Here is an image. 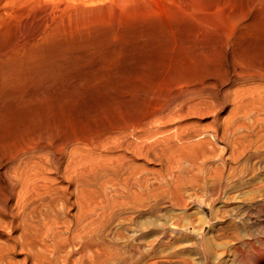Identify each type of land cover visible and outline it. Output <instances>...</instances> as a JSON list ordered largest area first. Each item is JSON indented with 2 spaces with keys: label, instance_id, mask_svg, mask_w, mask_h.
Returning a JSON list of instances; mask_svg holds the SVG:
<instances>
[{
  "label": "rangeland",
  "instance_id": "rangeland-1",
  "mask_svg": "<svg viewBox=\"0 0 264 264\" xmlns=\"http://www.w3.org/2000/svg\"><path fill=\"white\" fill-rule=\"evenodd\" d=\"M82 1V29L72 26L62 43L70 50L44 52L41 64L20 73L32 89L54 77L65 87L52 92L54 114L44 121L62 130L52 131L65 141L64 154L6 160L3 147L21 127L37 135L45 123L24 124L13 119L14 107L2 108L0 264H200L201 246L212 264L226 256L230 264L240 244L230 237L234 227L262 236L254 222L264 218L255 208L264 202V7L253 0ZM222 2L229 20L239 21L197 27ZM217 26L234 38L225 42ZM201 33L210 34L207 58L190 61L185 51ZM9 44L13 37L2 44L6 57L32 42Z\"/></svg>",
  "mask_w": 264,
  "mask_h": 264
},
{
  "label": "bare ground",
  "instance_id": "bare-ground-1",
  "mask_svg": "<svg viewBox=\"0 0 264 264\" xmlns=\"http://www.w3.org/2000/svg\"><path fill=\"white\" fill-rule=\"evenodd\" d=\"M81 1L82 0H0V151L2 152V133H3V129L4 128V125L5 123H8L7 120L6 122H4L2 124V120H5V115H2V114H5V111L4 113H2V108H5L6 105L8 107H6L7 109L11 107H14L15 110H14V114L12 115L13 116V119L15 120H25L24 121V124L27 120V124L30 123L28 122L32 120V123L33 122H36V126L43 123L45 120H50L49 117H51L50 115H52V112L54 114V111L51 112V114H48L50 113V107H51V102H55L57 103L55 100L52 101V99L50 100L51 97H53L51 94L52 92H57V91H61L63 92V89L65 91V87H61L63 85L60 86V88L53 82L55 80V77H54V80L52 81H49L46 82V81H43V82H39L37 85H34L36 83H32V86H34L35 88H31L30 84L28 83L27 85V82H23L22 78H21V75L20 73H23L25 70L22 68L26 67H33L36 62H39V58L42 59V53L44 52H50L52 50L56 51L57 49L59 51H62L64 50L65 48L67 49L66 52L68 50H70L69 48L65 47L64 49H62L64 47V43L65 41H67V38H68V32L71 31V28L72 26H79V23H83L82 20L78 17L82 14H80V8L82 7V4H81ZM126 1V0H125ZM131 1V0H129ZM135 1V0H134ZM153 1V0H152ZM90 2V1H89ZM93 2V1H92ZM114 2H116L114 0ZM139 2V1H138ZM83 3V1H82ZM85 3V2H84ZM127 3V2H125ZM133 3V2H132ZM142 3V1H141ZM218 3V2H217ZM99 4V3H98ZM216 4V3H215ZM222 4V5H220ZM226 2H222V3H219L217 4V8H216V11L214 12V15H213V10L212 9H215V8H212V13L209 12L208 15L212 14L211 19L208 18V20L205 18L203 21L204 22H201L202 20H199L198 21V24H197V27H202L205 28V27H209L210 24L212 25H216L218 22H221L220 19L223 17L227 20H229L230 18V15H227L225 12L227 11L228 12V9L226 10ZM252 4L255 5V4H259L261 5L262 7H264V0H253L252 1ZM128 4H126L124 6V8H126ZM141 6H143L141 4ZM184 7V6H183ZM214 7V6H213ZM259 7V6H258ZM128 9L130 7H127ZM126 8V10H128ZM235 8V7H234ZM237 9V8H236ZM260 10V9H259ZM98 11V10H97ZM124 11V10H123ZM264 11V10H262ZM184 13V12H183ZM80 14V15H79ZM84 14V17L85 16V13ZM94 14V13H93ZM92 14V16H93ZM229 14V12H228ZM245 14V13H244ZM183 15V14H182ZM188 15V14H187ZM260 15V14H259ZM83 16V15H82ZM95 16V14H94ZM180 16V15H179ZM178 16V18H180ZM205 16V15H204ZM96 17V16H95ZM183 17V16H182ZM187 17V16H186ZM210 17V16H208ZM256 17V16H255ZM88 18V17H87ZM190 18V16H189ZM193 18V16H192ZM257 18V17H256ZM93 19V18H92ZM91 19V21H92ZM200 19V18H199ZM202 19V18H201ZM85 20V19H84ZM89 20V19H88ZM87 20V21H88ZM191 20V19H190ZM189 20V21H190ZM231 20H234V22H237L239 21V17H232ZM231 20H229L230 22L227 23L226 21L224 22L226 25L227 24H230L231 23ZM237 20V21H236ZM86 21V22H87ZM89 21V22H91ZM97 20H95L96 22ZM178 21V20H177ZM224 21V20H223ZM94 22V21H92ZM91 22V23H92ZM98 22V21H97ZM103 22V21H102ZM106 22V21H105ZM179 22V21H178ZM186 22V21H185ZM191 22V21H190ZM247 22V21H246ZM206 23H209V25L207 24V26H205ZM240 23V22H239ZM250 23V22H249ZM262 23V22H261ZM94 24V23H93ZM117 24V23H116ZM219 24H222L219 23ZM219 24H217L219 26ZM247 24V23H246ZM89 25V24H88ZM88 25H86L87 28ZM105 25V24H104ZM223 25V24H222ZM231 25V24H230ZM229 25V26H230ZM243 25V24H242ZM77 26V28H74V29H82V27L79 29ZM205 26V27H204ZM217 26V27H218ZM225 26V25H224ZM228 26V25H227ZM228 26V27H229ZM98 27V25L96 26ZM212 27V26H211ZM216 27V26H215ZM222 27V26H220ZM227 27V28H228ZM261 27V26H260ZM85 28V26H84ZM224 29V27H222ZM222 28H219L218 29H222ZM226 28V27H225ZM91 29V28H89ZM93 29V28H92ZM96 29V28H95ZM93 29V30H95ZM202 29V28H200ZM210 29V28H209ZM229 29V28H228ZM226 29V30H228ZM230 29H234V28H230ZM229 29V30H230ZM203 30V29H202ZM213 30V29H212ZM215 30V29H214ZM225 30V29H224ZM223 30V31H224ZM198 31V30H196ZM210 31V30H209ZM232 31V30H231ZM74 32H76L74 30ZM84 32V31H83ZM97 32V31H96ZM183 32V30H182ZM200 33V30L198 31ZM216 31H214L215 33ZM219 32V31H217ZM222 32V30H221ZM233 32V31H232ZM235 32V31H234ZM73 33V32H72ZM91 33V32H90ZM211 33V32H210ZM224 32H222V35H223ZM231 33V32H230ZM259 33V32H258ZM82 34V32H81ZM93 34V33H92ZM197 34V33H196ZM207 33H205L204 35L206 36ZM94 35V34H93ZM101 35V34H100ZM204 35H202V33L199 35H197L195 38V40H193L194 44H193V47L192 49H190L191 52H189L188 50L185 51L186 54H188V57L187 58H190V61H197V62H200L201 59H206L207 58V55H204L203 51L205 52V49L204 47H206L205 45V42L206 40L204 39ZM210 34H208L207 36H209ZM221 35V36H222ZM14 38L15 40V45H11L13 47H20L19 44L28 40V39H31V42L32 44L29 45V47H26L27 49L24 50L23 52H20V53H17L15 55H9L8 57L2 55V44H6V42H8V40L12 37ZM73 36V35H71ZM75 36V35H74ZM73 36V37H74ZM84 36V35H83ZM199 36V37H198ZM207 36L205 38H207ZM235 35L233 34H228V35H223L222 37H224V41H225V37L227 38H234ZM260 36V35H259ZM76 37V36H75ZM88 37L89 34H88ZM87 37V38H88ZM77 38V37H76ZM84 38V37H83ZM172 38V37H171ZM85 39V38H84ZM239 39V38H238ZM72 40V39H71ZM80 40V39H78ZM88 40V39H87ZM86 40V41H87ZM178 40V39H177ZM182 40V39H180ZM256 40V39H255ZM258 40V38H257ZM74 41V40H73ZM72 41V42H73ZM77 41V40H76ZM90 41V40H89ZM183 41V40H182ZM185 41V40H184ZM208 41V40H207ZM228 41V40H227ZM64 42V43H63ZM226 42V41H225ZM27 43H30L27 42ZM26 43V45H27ZM63 43V44H62ZM77 43V42H76ZM189 43V41L187 42ZM187 43H185V47L188 45ZM192 43V42H191ZM207 43V42H206ZM250 43V41H249ZM255 43V41H254ZM62 44V45H61ZM72 46L75 45V42L74 44L71 43ZM180 43H178L179 45ZM184 44V43H183ZM181 45V44H180ZM258 45V44H257ZM256 45V46H257ZM28 46V45H27ZM71 46V47H72ZM80 48H81V45H79ZM253 46V45H251ZM78 47V46H76ZM180 47V46H179ZM184 47V46H183ZM188 47V46H187ZM208 47V45H207ZM57 48V49H56ZM79 48V49H80ZM84 48V47H83ZM82 48V49H83ZM255 48V47H254ZM8 48L6 47L5 50H7ZM17 49V48H16ZM24 49V48H23ZM243 49V48H242ZM4 50V51H5ZM78 51V49H76ZM81 50V49H80ZM79 50V51H80ZM250 50V49H249ZM8 51V50H7ZM13 51V50H12ZM11 51V52H12ZM15 51V50H14ZM18 51H21V50H18ZM10 52V51H9ZM8 52V53H9ZM65 52V53H66ZM71 52V51H70ZM69 52V53H70ZM53 53V51H52ZM55 53V52H54ZM57 53V52H56ZM59 53V52H58ZM10 54V53H9ZM12 54V53H11ZM205 54H207V52H205ZM240 54V53H239ZM238 54V55H239ZM46 55V54H45ZM63 55V53L61 54ZM60 53H59V56L61 57ZM237 55V56H238ZM241 55V54H240ZM41 56V57H40ZM52 56V54H51ZM56 57V59L58 58L56 56V54L54 55ZM69 56V54L67 55ZM66 56V57H67ZM187 56V55H185ZM44 57V56H43ZM47 57V56H46ZM45 57V58H46ZM50 57V56H49ZM63 57L65 58L66 60V57H65V54L63 55ZM52 58V57H51ZM62 58V59H64ZM245 58V57H243ZM55 59V60H56ZM59 59V58H58ZM186 59V58H185ZM43 60V59H42ZM245 60V59H244ZM47 61V60H46ZM49 61V60H48ZM51 61V60H50ZM53 61V60H52ZM63 60L60 61V64ZM186 61V60H185ZM54 62V61H53ZM57 62V61H56ZM65 62V61H64ZM63 62V63H64ZM40 63V62H39ZM55 63V62H54ZM59 63V62H58ZM256 63V62H255ZM41 64V63H40ZM39 64V65H40ZM49 64V62H48ZM52 64V63H51ZM57 64V63H56ZM55 64V66H56ZM60 64L58 65L59 68H60ZM47 63L45 64L44 67H46ZM63 65V64H62ZM61 65V66H62ZM189 65V64H188ZM24 66V67H23ZM42 68H43V65H41ZM40 66V67H41ZM54 66V65H53ZM31 67V70L33 71ZM37 67H38V64H37ZM36 67V68H37ZM39 67V68H40ZM49 67V66H48ZM192 67V66H191ZM34 68V67H33ZM47 68V67H46ZM52 68H55V67H52ZM57 68V67H56ZM55 68V69H56ZM262 68V67H261ZM44 69V68H43ZM42 69V70H43ZM58 69V68H57ZM182 69V68H181ZM256 69V68H255ZM35 70V69H34ZM47 72H48V69H46ZM50 70V69H49ZM53 70V69H52ZM51 70V71H52ZM162 70V69H161ZM186 70V69H185ZM41 71V70H40ZM27 72V71H26ZM31 72V71H29ZM50 72V71H49ZM186 72V71H185ZM39 73V72H38ZM42 73V72H41ZM39 73V74H41ZM44 73V72H43ZM51 73V72H50ZM55 73H59L58 71L57 72H54L53 71V74ZM39 74H34L35 75H39ZM48 77H50L51 74L47 73ZM59 75V74H58ZM60 75H61V72H60ZM23 76V75H22ZM26 76V75H24ZM33 76V75H32ZM33 76V78H35ZM40 76V75H39ZM171 76V75H170ZM38 77V76H37ZM41 77V76H40ZM45 77H46V74H45ZM25 78V77H24ZM23 78V79H24ZM26 80H31L30 79V76L27 77ZM43 78V75L42 77ZM47 78V77H46ZM45 78V79H46ZM51 78V77H50ZM58 79V78H57ZM61 78L59 77V79L57 80V84L60 82ZM63 79V78H62ZM34 81V79H33ZM40 81V80H38ZM37 81V82H38ZM67 82V80H65ZM32 82V81H31ZM36 82V81H35ZM64 82V81H63ZM64 82V83H66ZM61 83V82H60ZM74 83V82H73ZM62 84V83H61ZM30 85V86H29ZM69 85V83H68ZM71 86V85H69ZM76 86H74L75 88ZM32 89L30 92H29V89ZM71 89V88H69ZM68 90V89H67ZM154 90V89H153ZM70 91V90H69ZM55 92V93H56ZM159 93V92H158ZM54 94V93H53ZM59 94V93H56V95ZM55 95V96H56ZM60 95V94H59ZM58 95V96H59ZM57 96V97H58ZM60 97V96H59ZM76 98V97H75ZM54 99V98H53ZM58 99V98H57ZM51 101V102H50ZM76 101V100H75ZM74 102V101H73ZM65 104V103H64ZM59 106V105H58ZM53 107V105H52ZM61 107V104L59 106V108ZM62 107L63 104H62ZM9 108V110H10ZM42 108L41 111H39V109ZM54 108V107H53ZM12 109V108H11ZM46 109V110H45ZM49 109V111H48ZM62 109V108H60ZM45 110V111H44ZM54 110V109H53ZM59 110V109H58ZM63 110V109H62ZM61 110V111H62ZM65 110V109H64ZM48 111V112H47ZM59 111L58 113L60 114ZM9 113V112H7ZM6 113V114H7ZM43 113V114H42ZM57 113V114H58ZM64 114V112H62ZM66 113V111H65ZM68 114V113H67ZM8 117L11 119V117L9 116L10 114H7ZM16 115V116H14ZM54 116V115H53ZM9 119V121H10ZM12 119V120H13ZM52 119H54V117H52ZM14 120V121H15ZM34 120V121H33ZM42 120V121H40ZM55 122V121H54ZM54 122H50L51 123V126ZM60 123V121H58ZM57 122V123H58ZM32 123L30 125H32ZM39 123V124H38ZM45 123V124H44ZM41 126H37L39 127V130H38V134L36 135L35 133L37 132L36 129H34L33 127L31 126H28V127H31V130L28 128V127H25L29 130H25L24 128L21 127V122L18 123L20 124L19 127H21V129H23L21 131V133L14 137V139L12 140V144L8 145V147H3V152H4V155L6 156V160H12V159H15L16 157H18L20 154H32V153H36V152H39V151H46L48 152L51 156L53 157H56L58 158L63 152H64V144H65V141H60V142H56L57 140L55 139V134L57 131L56 130H59V126L57 124V129L54 130V129H50L49 126L46 124L48 123L47 122H44ZM10 125H12L10 122H9ZM9 124H6V125H9ZM18 124H14V127L15 125H18ZM24 124H22L24 126ZM55 124V123H54ZM35 123H33L32 126H34ZM63 125V123L61 124ZM3 126V128H2ZM65 126V125H63ZM7 127V126H6ZM13 127V129H14ZM7 128L10 129V127L8 126ZM17 128V127H16ZM53 128V127H52ZM61 128V126H60ZM63 128V127H62ZM61 128V129H62ZM8 129V130H9ZM3 130V131H2ZM7 130V129H5ZM36 132H35V131ZM52 130L56 131V132H53ZM64 130V129H63ZM62 132V130H61ZM60 131L57 132L56 134H59L61 133ZM9 133V132H8ZM17 133V132H15ZM63 133V132H62ZM14 134V133H13ZM10 135V134H9ZM11 137V135H10ZM13 138V137H12ZM57 138V137H56ZM59 140V139H58ZM64 154V153H63ZM53 165H55V162H52ZM219 189H221V185H218L216 188H213V194H215ZM261 194H264V193H261ZM260 194V195H261ZM262 197V196H261ZM259 198V197H258ZM255 200V198L253 199ZM251 201V200H250ZM250 201H248L250 203ZM247 202V203H248ZM252 202V201H251ZM257 202V201H256ZM245 203V202H244ZM258 203V202H257ZM241 205V204H240ZM250 205V204H249ZM251 205H254V204H251ZM256 208V211L258 213V216H264V202H260L258 205L255 206ZM234 209V208H233ZM245 212V211H244ZM254 213V212H253ZM252 213V214H253ZM254 216V215H253ZM242 218V217H241ZM249 218V217H248ZM259 218V217H258ZM244 219V218H243ZM237 220V219H236ZM239 220V219H238ZM251 219H247V223H251L250 222ZM262 221H259L258 222H254V224H258V227L260 226L261 229H262V236H258V237H253V238H250L248 235H247V232L246 235L236 231V227H234V231L235 232L233 234H231V231L227 232L230 233V237H232L234 240H232V238H227V236H224V234L220 235V236H224L226 237L227 239H229L230 241L232 240L233 242L234 241H237L238 243L240 244H235V246L232 244V247L231 249L233 250H230L231 251V260H230V264H258V263H262L264 264V218L261 219ZM234 224V223H233ZM253 224V223H252ZM253 224V225H254ZM231 225V224H230ZM243 225H244V222H243ZM251 225V224H250ZM252 225V227H254ZM247 227V226H245ZM254 229V228H253ZM258 229V228H257ZM233 230V229H232ZM238 230V229H237ZM258 231V230H257ZM224 232V231H223ZM222 232V233H223ZM258 233H260L258 231ZM219 234V233H217ZM257 234V233H256ZM218 236V235H216ZM248 236V238H246ZM217 238V237H216ZM225 238V239H226ZM229 250V249H228ZM230 251L228 252L230 254ZM198 255L201 257H199L198 259H201L200 261V264H212V258L210 257V254L208 252V250L203 246L200 247L199 251H198ZM229 258V257H228ZM226 262H227V256H226V259H224ZM224 261V262H225ZM198 262V261H197ZM223 263V264H226ZM199 263V262H198ZM228 263V262H227Z\"/></svg>",
  "mask_w": 264,
  "mask_h": 264
}]
</instances>
